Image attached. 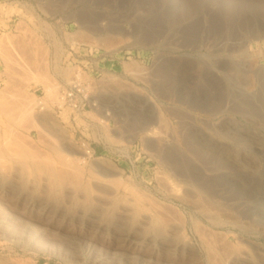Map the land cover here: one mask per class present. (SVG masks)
I'll return each mask as SVG.
<instances>
[{"label": "rangeland", "instance_id": "374dc122", "mask_svg": "<svg viewBox=\"0 0 264 264\" xmlns=\"http://www.w3.org/2000/svg\"><path fill=\"white\" fill-rule=\"evenodd\" d=\"M146 210L174 264L264 261V0H0V264H90Z\"/></svg>", "mask_w": 264, "mask_h": 264}, {"label": "bare ground", "instance_id": "6f19581e", "mask_svg": "<svg viewBox=\"0 0 264 264\" xmlns=\"http://www.w3.org/2000/svg\"><path fill=\"white\" fill-rule=\"evenodd\" d=\"M101 180L98 179L96 181H98L99 184L104 185L105 182L104 179L102 181ZM73 190L74 189H72L71 191ZM67 193H70V191H68ZM72 194L70 195L73 198V196L76 194L73 195ZM110 194L111 192H102V193L100 192L97 195L98 197L101 198V200H103V202H105L103 204H107L106 202H108V200L111 198ZM135 204L136 203L134 198L128 197L127 199H125L119 211L120 216L128 220L135 211L134 209ZM147 212H149V210L148 211L146 210L141 215L142 222L140 225V229L128 228L126 231L123 232V239H122L123 242L121 244L122 247L112 248L111 246H108L105 243L94 240L93 239L94 236L90 234V236L83 241L85 244L90 246L92 251L94 252L89 260L90 264H129L130 261L133 262L134 264H174V258L176 257L177 252L180 250L183 251V249L189 245L188 240L187 243L186 240L184 241L182 240L183 242H181L178 240V238L177 239L175 238L176 234L183 230L182 229L183 225L181 226V224H178L179 222L178 223L173 222V224L171 225L172 226L171 229L173 232L167 233V231H165L166 233H161V234L156 233V235L154 234L150 235L147 232L148 231L147 228L148 225L152 223L151 221L153 219L151 220V216L149 215L150 212L149 213ZM82 214L83 215L81 216V219L83 217L84 222L85 220L87 221V223L95 222L94 225L92 223L93 225L92 229L94 230L92 229L91 230L94 235L100 236L101 230H104L105 226L107 225L105 223V220H103L102 218L103 210L102 212L101 211L97 212L96 215H91L87 212ZM206 218L213 219V213L211 211L207 212ZM63 226H65L63 229H59L57 231L60 233L62 238L67 240V242H77L79 244L83 240L80 237V235L76 233L77 228L73 227L72 223L70 224L67 223V225L63 224ZM56 229H53V231H55ZM38 233H40V230H38ZM156 245L158 246L160 245L165 248V253L159 257L151 249L152 246H156ZM149 248L151 249V251H149ZM229 260L231 261V264H241L242 262H248V261L254 262L253 261L254 257L250 249L243 248L242 250L239 249L236 253H232V255H230L229 257ZM260 264H264V261Z\"/></svg>", "mask_w": 264, "mask_h": 264}, {"label": "built area", "instance_id": "2783aa9c", "mask_svg": "<svg viewBox=\"0 0 264 264\" xmlns=\"http://www.w3.org/2000/svg\"><path fill=\"white\" fill-rule=\"evenodd\" d=\"M63 102L70 106L74 111L84 112L89 107L95 105L91 100L87 87L79 82H74L73 85L61 95Z\"/></svg>", "mask_w": 264, "mask_h": 264}]
</instances>
